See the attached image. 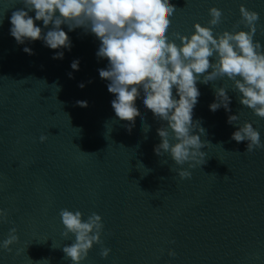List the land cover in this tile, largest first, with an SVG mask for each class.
Segmentation results:
<instances>
[{
    "label": "water",
    "instance_id": "obj_1",
    "mask_svg": "<svg viewBox=\"0 0 264 264\" xmlns=\"http://www.w3.org/2000/svg\"><path fill=\"white\" fill-rule=\"evenodd\" d=\"M170 2L176 6L170 39L190 35L196 23L208 26L211 7L223 13L214 33L247 31L243 4L259 13L255 39L264 45V0ZM22 8L21 0H0V209L6 213L0 264H72L63 248L75 237L64 235L62 209L79 210L85 220L102 217L100 243L81 264H264V148L247 152V141L231 139L237 126L250 122L264 142V118L239 103L233 82L197 83L193 119L205 129V163H186L191 176L181 179V166L154 152L157 129L166 122L139 98L130 128L116 117L109 82L99 76L108 64L96 55L99 39L62 25L73 46L62 60L53 59L55 50L41 41L19 45L10 35V17ZM74 59L79 71L71 69ZM220 86L231 97V112L209 110ZM82 100L87 107L77 103ZM229 115L238 121L227 123ZM12 228L18 240L9 252L2 243ZM102 247L109 249L104 257Z\"/></svg>",
    "mask_w": 264,
    "mask_h": 264
},
{
    "label": "clouds",
    "instance_id": "obj_2",
    "mask_svg": "<svg viewBox=\"0 0 264 264\" xmlns=\"http://www.w3.org/2000/svg\"><path fill=\"white\" fill-rule=\"evenodd\" d=\"M21 2L24 8L12 13L9 30L19 45L41 41L45 47L55 50L53 59L62 60L64 50L71 51L73 46L62 25H67L69 32L82 27L99 39L96 55L108 61L106 68L98 70L99 76L109 82L107 89L114 95L111 106L116 117L127 121L126 127L130 128L139 115L135 103L139 98L157 120L166 122L157 129L161 142L154 147V152L169 154L175 164L181 166L178 170L181 179L191 176L183 165L187 163L193 167L192 162L205 163L206 153L201 151L206 146L201 140L205 129L199 120L193 119L201 95L198 82L208 84L226 77L239 93V103L264 118V45L255 39L260 16L243 4L239 11L247 31L214 33V26L221 22L223 13L221 9L211 7L208 26L196 23L190 35L177 32L173 34L174 40L167 35L176 12V6L170 0ZM37 22H42L43 27ZM23 51L35 54L31 47L25 46ZM79 68L80 60L74 59L71 69L79 71ZM68 75L73 78L71 72ZM78 86L83 89L86 84L81 82ZM214 96L210 111L216 112L223 107L226 112H231V97L225 87L214 88ZM77 103L81 107L88 106L86 100ZM238 119V115H229L227 123L235 124ZM45 139L44 135L40 137L41 142ZM231 139L237 143L247 141V152L264 148L260 132L250 122L237 126ZM5 216V211L0 209V218ZM60 216L66 229L64 235L75 237V242L63 248L65 256L72 264H81L94 244L100 243L102 217L93 213L85 220L82 212L69 209H62ZM16 231L10 229L9 237L2 243L9 252L10 246L18 240ZM108 252L107 247H102L99 254L104 257ZM168 254L175 256L171 249Z\"/></svg>",
    "mask_w": 264,
    "mask_h": 264
}]
</instances>
